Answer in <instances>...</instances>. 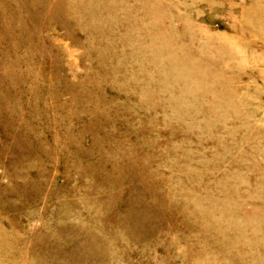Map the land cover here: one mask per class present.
Returning a JSON list of instances; mask_svg holds the SVG:
<instances>
[{"label":"rangeland","instance_id":"rangeland-1","mask_svg":"<svg viewBox=\"0 0 264 264\" xmlns=\"http://www.w3.org/2000/svg\"><path fill=\"white\" fill-rule=\"evenodd\" d=\"M0 264H264V0H0Z\"/></svg>","mask_w":264,"mask_h":264}]
</instances>
